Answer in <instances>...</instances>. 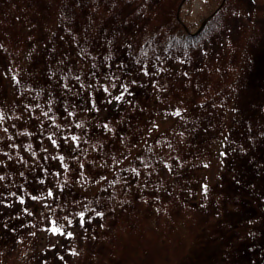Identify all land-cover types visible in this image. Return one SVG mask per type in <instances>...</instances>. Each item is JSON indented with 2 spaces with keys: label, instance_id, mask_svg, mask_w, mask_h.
<instances>
[{
  "label": "rangeland",
  "instance_id": "obj_1",
  "mask_svg": "<svg viewBox=\"0 0 264 264\" xmlns=\"http://www.w3.org/2000/svg\"><path fill=\"white\" fill-rule=\"evenodd\" d=\"M207 1L0 0V77L32 113L8 117L0 88V135L22 158L0 177V264H264V0H223L196 47L165 46L175 11L199 26ZM24 27L44 41L26 57ZM162 115L176 122L140 148ZM88 147L90 197L69 167Z\"/></svg>",
  "mask_w": 264,
  "mask_h": 264
},
{
  "label": "trees",
  "instance_id": "obj_2",
  "mask_svg": "<svg viewBox=\"0 0 264 264\" xmlns=\"http://www.w3.org/2000/svg\"><path fill=\"white\" fill-rule=\"evenodd\" d=\"M180 1L184 2V3L190 2V0H180ZM212 1L216 2V5L214 8H212V7L209 8L210 0L205 2L206 6L209 8L208 9V11H209L208 16H210V17L208 20L205 21V23L200 28H198V24L197 25L193 24L189 21V19H186L181 14V11L179 9H177L175 11V14L171 17L172 22H171L170 28L167 31V33L165 34L164 39H163L165 46L170 47V48L171 47L172 48H185V49L194 48L203 40V38L208 33L213 31L216 27L220 26V22L222 19L221 12H222V8H223L222 7L223 0H212ZM185 14L188 15L187 11L185 12ZM197 28H198V30H196ZM28 29H29V27L23 28V31L26 34V39L28 42V44L24 47V51H23V55L25 57L31 55L33 51L41 48L43 46V43H44L43 39L42 40L41 39L35 40L34 37L28 36V31H27ZM0 88L2 91V97H3V101L5 103V108H6L5 110L7 111L8 117H11L12 114H10V111L13 110V114H14L13 120L14 121H17L16 120L17 118H14V117H15V115H18V118H20V121H18V122L21 126L23 125V121L26 123L27 122L30 123L32 121V113H31V111H29V106L27 105V101H28L27 96L25 94V91H23L21 89L19 90L16 87V83L14 81L12 71L9 67H5L1 72ZM227 110H228V112L231 110V105L227 108ZM168 118L171 119V117H167L166 115H162L159 117V119L157 121L149 122L145 126V128L141 131L138 146H140V148H142V147L150 144L151 141L153 139H155V137L157 135L160 137L163 135H167L168 130L170 129L171 125H173L176 122V120H174V122L172 120L168 121ZM64 120H66V119H63L62 122H64L66 127H68L70 130L74 129L77 131L76 134L72 133L71 137L74 138L75 140H78L80 138V136H79L80 130H77L79 125H80L78 118L73 116L70 119H67L66 120L67 122ZM228 125H229V121L224 120V123L221 126L219 134L217 135L216 141H214L213 145L211 146L212 149L215 150V153H213L214 154V157H213L214 161H212L209 164L208 168L205 170V171H207V173L209 175L205 176L202 173V177H201L202 182H205L207 177H215V175L217 174V170L219 168H218V164L216 163V160H215L216 157L219 155L221 157H225L224 156V145L226 142ZM26 126H28V124ZM77 137H78V139H77ZM106 139H107V137H101L100 141H104ZM7 145H8L7 138L5 137V135H0V177L3 173H7L8 165L10 166L13 162H16V161L20 162V160L22 159L19 156V154H17V151H15L16 152L15 155H9V154L7 155L6 152H7V149L9 148V146H7ZM93 148L90 149L88 147L82 154H79V153L75 154L73 157V161L75 159V161H77L76 164H75V161L73 163L69 162L70 172L74 173L76 171V172L80 173V175H77L76 179L73 177L72 184H73L74 188H76V190H78L79 192L85 193L89 197L92 196L93 194H95L100 187L99 181L95 180V181H90V182H84L83 179H81V178H83V175H85V173H86L85 171H86L87 164H89L88 166L94 167L95 164H97V162H98V161H95L92 159L90 160V157H91L90 152H93L92 151ZM89 150H90V152H89ZM80 156H82V157L84 156V158H82ZM80 158H82V159H80ZM78 159H80V160L78 161ZM84 162H86V163H84ZM179 166L181 167L183 165L180 164ZM84 168H85V170H84ZM107 182L109 183L110 187L113 188V191L116 190V195H119L118 190L121 188V183L117 179L113 180V181L109 180ZM143 187H145L144 184H143ZM156 201H157V199L154 201V203H151V205L155 208H156V206H155ZM35 208H36L37 212H41L45 207L43 205H37ZM154 218H156V217H154ZM153 222L154 221H152V223ZM154 226L157 227V229H160L159 228L160 226L157 223V221L154 223ZM176 231H177V229L174 232H176ZM179 232H181V234H183V236H186L187 232H186L185 228L182 227V223L180 225ZM24 256H26V253H23L22 255H20L18 261H21Z\"/></svg>",
  "mask_w": 264,
  "mask_h": 264
},
{
  "label": "water",
  "instance_id": "obj_3",
  "mask_svg": "<svg viewBox=\"0 0 264 264\" xmlns=\"http://www.w3.org/2000/svg\"><path fill=\"white\" fill-rule=\"evenodd\" d=\"M204 23V21H202L201 25Z\"/></svg>",
  "mask_w": 264,
  "mask_h": 264
}]
</instances>
